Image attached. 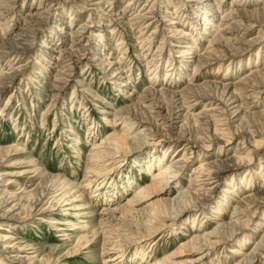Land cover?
<instances>
[{
    "label": "rangeland",
    "instance_id": "374dc122",
    "mask_svg": "<svg viewBox=\"0 0 264 264\" xmlns=\"http://www.w3.org/2000/svg\"><path fill=\"white\" fill-rule=\"evenodd\" d=\"M237 9L251 20L224 19ZM243 40L255 45L215 61ZM2 45L13 55L0 60V202L16 205L18 217L0 218V237L11 238L0 250H18L13 264H241L252 254L250 264H264V201L236 218L264 186L262 148L226 171L203 206L185 207L208 167L248 160L264 137V0H0ZM75 51L82 57L70 58ZM253 82L261 85L255 96ZM229 93L237 121L234 108L218 123L211 110ZM169 111L171 138L183 139L175 144L157 133ZM241 121L245 136L233 135ZM114 135L129 141H106ZM98 148L109 154L96 172L88 164ZM182 158L178 175L163 173ZM52 178L59 186L21 222Z\"/></svg>",
    "mask_w": 264,
    "mask_h": 264
},
{
    "label": "bare ground",
    "instance_id": "6f19581e",
    "mask_svg": "<svg viewBox=\"0 0 264 264\" xmlns=\"http://www.w3.org/2000/svg\"><path fill=\"white\" fill-rule=\"evenodd\" d=\"M103 1V0H102ZM189 2H196V1H198V0H188ZM237 1H240V0H237ZM93 2H95V1H93ZM186 2V1H185ZM103 3V2H102ZM100 4V3H99ZM91 6H94V4L92 3V5ZM100 6V5H99ZM110 6V5H109ZM220 6V5H219ZM235 6V5H234ZM96 7H97V5H96ZM232 7V6H231ZM102 8V7H101ZM110 8V7H109ZM238 10V9H237ZM240 10V9H239ZM238 10V13L237 12H235V13H237V15L235 16V15H233L234 13H229V14H227V15H224L225 16V18L224 19H226L227 21H228V19L230 18V19H232L233 17L235 18V17H237V18H239V20L242 22V23H244V22H246V19H248V22L251 20V17H250V14H252V12H247L246 10H242V11H239ZM230 12V11H229ZM30 14V13H29ZM38 16V15H37ZM27 18L29 19V18H33V17H30V15H28L27 16ZM223 19V20H224ZM31 20V19H30ZM225 20V23L227 22ZM238 22V21H237ZM260 22V21H259ZM261 22H262V20H261ZM239 23V22H238ZM256 23V22H255ZM258 23V22H257ZM235 24H237V23H235ZM234 24V25H235ZM245 24V23H244ZM262 24V23H261ZM209 25V24H208ZM230 26V25H229ZM225 28V27H224ZM248 28H252V25L250 24V23H248ZM247 28V29H248ZM227 29V28H226ZM230 29V28H229ZM232 29H234V28H232ZM238 29H239V27H238ZM241 29V28H240ZM234 30H236V29H234ZM245 30V29H244ZM223 31V30H222ZM242 31V30H241ZM236 32V31H235ZM226 33V32H225ZM233 33V32H232ZM34 34V33H33ZM222 34H223V32H222ZM225 35V34H224ZM182 37V36H181ZM226 37H228V36H226ZM237 37V36H236ZM240 37V36H239ZM234 38H235V36H234ZM226 39V38H225ZM228 39V38H227ZM226 39V40H227ZM230 40V39H229ZM234 40V39H233ZM221 40H220V38H218V37H215V38H212V43H214L216 46H217V44L216 43H218V42H220ZM236 41V40H235ZM259 41V40H258ZM234 42V41H233ZM256 42V41H255ZM4 43V42H3ZM6 43H8V42H6ZM5 43V44H6ZM74 44V43H73ZM72 44V45H73ZM7 45V44H6ZM219 45V44H218ZM231 45V44H230ZM235 45L237 46V48L236 47H232V46H230V48H227L228 50L226 51V52H223L224 54L222 55V56H220L219 58H215V61H220V60H222V59H225V58H232V57H235V56H237V55H239V54H241V53H243L246 49H250L252 46H254L255 45V43L252 41V42H248V41H237V42H235ZM232 47V48H231ZM216 48V47H215ZM9 51H10V49L9 50H7L6 51V48H5V46L4 45H2V47L0 48V60L1 59H3V58H5V57H7L8 55L10 56H12L13 54H9ZM72 51H73V49H72ZM223 51V50H222ZM11 53H12V50L10 51ZM14 52V51H13ZM79 52V51H78ZM78 52H72L73 54H70V58L71 57H78V58H81L82 57V54H81V52L80 53H78ZM219 52V51H218ZM76 59V58H75ZM213 59V58H212ZM212 59H211V61H212ZM214 60V59H213ZM10 64V63H9ZM202 64V63H201ZM20 71V69H15L14 71H13V73H12V75H8V76H6L5 75V79H13L17 74H18V72ZM64 73V72H63ZM256 74H257V71H256ZM258 76H260L261 78H264V72L263 73H259L258 74ZM61 77H63V76H61ZM252 77H253V75H252ZM3 80V79H2ZM6 80V81H7ZM4 81V80H3ZM1 82V81H0ZM2 84H4V83H2ZM250 84V86L248 85V88H249V90H251V92L252 93H250V94H252L251 96H255L256 94H258L259 93V91H260V88H261V85L259 84V83H256V82H253V83H249ZM5 85V84H4ZM248 90V91H249ZM181 94V93H180ZM179 94V95H180ZM205 94H208V93H205ZM177 95V94H176ZM209 95V94H208ZM207 95V96H208ZM173 96V98L174 99H176L177 97L173 94L172 95ZM182 96V95H181ZM180 96V97H181ZM176 97V98H175ZM193 98H194V100H199V99H202V98H204V97H200V96H193ZM211 98H213V97H211ZM222 100H219V106H221V107H219L218 109H217V107L215 108V109H213V110H211L212 112L214 111L216 114H217V116H216V119H217V122L219 123V122H223V120L221 119V117H222V115H223V113H224V111L225 112H227L228 113V111H231L232 109H234V108H236V110L233 112V113H231V116H233V117H230V119H232L231 120V122L233 123V122H236L237 120H236V118H238V115H239V108H238V106L236 105V103H237V99H236V97L233 95L232 96V94L230 95V93H229V95H226V94H223L222 95ZM182 100V99H181ZM177 101H179V100H177L176 99V101H175V104L177 103ZM176 107V113H174V115H179L178 114V112L181 110V108L180 107H178V106H175ZM171 112L169 111L168 112V114H167V116L165 117V118H163V121L165 120V123H168L167 125V129H164V130H162V131H157V133L159 132V134H160V136L162 137L161 139L165 142V143H178V142H180L181 140H183L182 139V135H179L178 137H176V138H171L172 136L170 135V131L172 130V128H173V125H172V120H171V114H170ZM225 114V113H224ZM261 116H263L264 117V115L263 114H260ZM120 117V116H119ZM130 117H131V115L129 114V113H127L126 112V114H125V118H127V119H125V120H128L129 121V119H130ZM263 117H261L262 119H264ZM131 119L132 120H134V118H132L131 117ZM121 120V119H120ZM230 121V120H229ZM123 122V121H122ZM122 124H126V122H124V123H122ZM135 124V123H134ZM134 124H132L131 126H130V129H129V132L131 131V128L133 127V125ZM220 125V124H219ZM149 128H151V126H150V124H149ZM144 129V131L143 132H140L141 134L142 133H145V135L147 134V132L150 130V129ZM232 128H227V130H229L228 132L230 133V131H232L231 130ZM244 130H245V128H242V121L239 123V125L232 131V134L233 135H238V134H243L244 136H245V132H244ZM227 132V133H228ZM127 133H128V131H127ZM228 133V134H229ZM256 133V132H255ZM262 133V132H261ZM231 134V133H230ZM229 134V135H230ZM254 134V133H253ZM258 134V133H257ZM215 135H216V133H215ZM242 135V136H243ZM256 135V134H255ZM248 136L249 137H251L252 138V134L250 133V132H248ZM119 137L120 138H125V137H121V135L119 136H113L112 137V139L111 138H108V139H106V141L108 142V141H110V143L111 144H113L112 142H114V140H117L118 142H119ZM213 138H215V137H213ZM228 139V138H227ZM124 141H126V142H128L129 140L127 139V138H125V140ZM163 141H159V143H161V142H163ZM185 141V140H184ZM221 141H223V140H221ZM107 142H106V145H107ZM185 142H188L189 144H197V141L196 142H189V141H185ZM174 143V144H175ZM119 147H121V145H117V147L115 146V148L114 149H117V150H119V149H121V148H119ZM170 147V146H169ZM251 147V149L249 148L248 149V153H247V159L248 160H245V159H238V158H236V161L235 162H233V163H231V165H229V166H224V165H218V164H214V165H209L210 167H208V169H207V174L205 175V176H203L201 179H199L200 177H197L198 179H196L194 182H196V187H197V192H198V194L195 196V195H192V196H188V198H189V201H191V202H193L194 203V205H192V204H186V208L189 210V208L191 209V207H197V206H203L205 203H206V201H208V199L210 198V195L211 194H213V191L215 190V188H216V186H215V183H217L219 180L218 179H220V177L221 176H223L224 175V173L226 172V171H229V170H231L232 172H234V170H240V169H242V167H244V164L246 165V162H248V161H250V157H252V153L253 152H256V151H258V149H260V148H262L263 150H264V137H263V139H262V141L260 142V143H256L254 146H250ZM106 148V147H105ZM119 148V149H118ZM104 149V148H103ZM108 150V149H107ZM104 151H100L99 150V148H98V150H96L95 152H94V155L91 157V159H92V162H90L89 164H88V169L89 170H92V171H94V170H96V165L95 164H97L99 161H101L102 162V159L103 158H107V156H108V151H105V153H103ZM165 155V154H164ZM110 156V155H109ZM165 157V156H164ZM102 158V159H101ZM164 161V160H163ZM100 162V163H101ZM157 164V163H156ZM183 164H185V158H182V160H179V161H177V162H175V163H172L171 165H169V167L168 168H165L164 169V171H163V173L165 174V173H168L167 175H169V176H175V175H178V173L181 171V169L183 168L182 167V165ZM98 166H102V165H99V163L97 164ZM98 166H97V169H98ZM147 166L148 167H151L150 168V170H152V166L150 165V164H147ZM201 166H203V165H201ZM247 167V166H246ZM230 168V169H229ZM201 169H203L204 170V168H201ZM228 169V170H227ZM146 170H148V169H146ZM145 170V171H146ZM245 171H247V170H245ZM96 172H97V170H96ZM145 173V172H144ZM147 173V172H146ZM160 176H162V177H164V178H166V175H162V174H159ZM98 176V175H97ZM46 178V177H45ZM48 178V177H47ZM50 179V178H49ZM53 180V181H52ZM50 181V180H49ZM90 181V180H89ZM88 183V182H87ZM91 183V182H90ZM89 184V183H88ZM55 186H59V183L56 181V179L55 178H52L51 179V182L47 185V187L45 188V189H43V191H41V193L29 204V209H28V212L26 213V215L24 216V218L21 220V222H25V221H27L26 219H28V217H31V215H32V213H35L36 211H39L41 208H42V205H43V203H44V201H43V199H45L48 195H50L51 194V189H52V187H54L55 188ZM225 187H230V183H227L226 184V186ZM256 187V186H255ZM259 187V186H258ZM71 191V188H69V192ZM223 192H227L226 191V189H223ZM260 196V197H259ZM142 199H144V196H139L137 199H134L136 202H139L140 200H142ZM191 199V200H190ZM189 201H187V202H189ZM248 201H249V203H251L252 204V206L253 207H250V208H248L246 205H243V208H242V210H241V212H242V214H237L236 215V218H239V217H242V216H245V217H247L248 218V214L249 213H251V214H253L254 215V211H255V207L256 206H258L259 205V203H260V201H264V186H261V188L259 189V191H258V193H256V194H254V195H252L250 198H248ZM134 202V201H133ZM190 203V202H189ZM7 202H0V218L1 219H3V218H7V219H11V220H13V219H15V218H17L18 217V214L17 213H15V211H16V205H13V206H11V207H9V208H7ZM238 205H239V203H238ZM185 209V208H184ZM194 209H196V208H194ZM45 210H47V208H45V209H43V211H41L42 213L43 212H45ZM186 212V211H185ZM171 215L175 218L176 216V214L174 213V212H172L171 213ZM240 215H242V216H240ZM253 215L251 216V217H253ZM159 216V213L157 212V211H155L154 210V212H152L151 214H150V219H152L153 221H155V223H156V218ZM26 217V218H25ZM152 217V218H151ZM148 219V218H147ZM149 219V220H150ZM248 219H247V221L245 222V224L244 225H246L247 223H248ZM262 222V221H261ZM260 221L256 224L257 226L256 227H261L262 226V223H261ZM45 223H47V221L45 220L44 221V224ZM149 221H145L144 222V224L145 225H149ZM153 223V222H152ZM244 225H241L240 227H244ZM148 227H150V226H148ZM239 227V228H240ZM147 228V227H146ZM151 228V227H150ZM157 230H159V229H157ZM224 231H225V229H217V232L218 233H216L217 235H221L220 237V240H222V241H224V242H228L229 240V238H230V236H224ZM235 232V231H234ZM232 234V233H231ZM152 235H154L151 231H150V229H148L147 228V235L146 236H152ZM233 235V234H232ZM142 237V236H141ZM8 239H11L10 238V236L9 235H3L2 237H0V246H1V244H3L4 245V243L6 242V241H8ZM232 239V238H231ZM263 242H264V236L262 237V239L260 240V242H259V244H258V246H257V248L259 249L260 247H261V245L263 244ZM203 246H205L206 247V249H208L209 248V243L207 242V241H205V245H203ZM12 248V247H11ZM9 249V248H4L3 249V251H1L0 250V257L2 256L3 257V259H4V261L6 262V264H13V263H15L16 262V259H18V257H17V254L16 253H18V250H15V249ZM14 248V247H13ZM1 249V248H0ZM197 250H199V248L197 249ZM75 252V251H74ZM76 253V252H75ZM181 253H182V251H181ZM234 253H235V255H240V254H242L240 251H239V249H236L235 251H234ZM20 255V254H19ZM66 255V254H65ZM71 255V254H70ZM179 255H181L180 254V252H179ZM243 256H244V254H242ZM178 256V255H177ZM66 257H68L69 258V256H66ZM143 257V256H142ZM255 257H257V255L256 254H252V256H251V259L253 260V259H255ZM63 258H65V256H62L61 257V259H63ZM145 259V258H144ZM2 260V259H1ZM19 260V259H18ZM242 260V259H241ZM252 260H247L245 257L243 258V260L241 261V264H250L251 262H252ZM27 261L29 262L30 260H28L27 259ZM26 261V262H27ZM142 261V260H141ZM33 262V261H32ZM24 263V262H23ZM35 263V261L32 263V264H34ZM0 264H1V262H0ZM157 264V263H156ZM158 264H166V263H164V262H159ZM178 264H185V263H182V262H180V263H178Z\"/></svg>",
    "mask_w": 264,
    "mask_h": 264
}]
</instances>
